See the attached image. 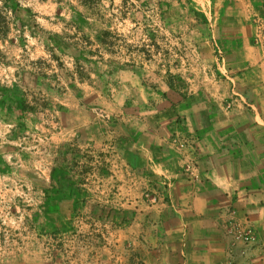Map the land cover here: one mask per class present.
Segmentation results:
<instances>
[{
  "label": "rangeland",
  "instance_id": "rangeland-1",
  "mask_svg": "<svg viewBox=\"0 0 264 264\" xmlns=\"http://www.w3.org/2000/svg\"><path fill=\"white\" fill-rule=\"evenodd\" d=\"M235 30L264 52V0H0V264H146L129 226L171 190L126 193L172 159L137 135L178 101L247 105ZM248 249L264 264L263 232Z\"/></svg>",
  "mask_w": 264,
  "mask_h": 264
},
{
  "label": "crops",
  "instance_id": "crops-1",
  "mask_svg": "<svg viewBox=\"0 0 264 264\" xmlns=\"http://www.w3.org/2000/svg\"><path fill=\"white\" fill-rule=\"evenodd\" d=\"M235 32L220 42L224 48L246 45L248 60L239 63L247 73L248 90L241 96L247 105L226 109L207 100L186 108L187 101H178L175 109L159 110L157 123L154 118L137 135L145 155L172 159L173 169L166 165L170 170H154L174 176L171 204L161 214L129 226L146 244L140 253L146 264H251V242L237 239L229 228L232 211L236 221L252 225L255 240L264 233V52L250 37L240 42ZM177 114L185 117L186 127L172 122ZM178 129L198 139L197 179L178 172L167 146V137Z\"/></svg>",
  "mask_w": 264,
  "mask_h": 264
},
{
  "label": "built area",
  "instance_id": "built-area-1",
  "mask_svg": "<svg viewBox=\"0 0 264 264\" xmlns=\"http://www.w3.org/2000/svg\"><path fill=\"white\" fill-rule=\"evenodd\" d=\"M233 95L239 99L243 98L238 93ZM230 101L227 106L234 104L238 98ZM197 141L196 136L191 132H185L178 129L169 134L167 137V146L172 151L174 159L177 163L179 173L188 179H197L198 163H197ZM133 190L126 193L132 195L136 202L147 206L148 208H157L163 206L170 201V190L174 183V176L162 170H154L153 173L141 172L133 175ZM137 180V182H136ZM107 190L110 193L109 188ZM120 194V188L117 189ZM108 192L104 194V204H108ZM125 197V196H124ZM122 197V198H124ZM125 199V198H124ZM229 228L235 237L244 243H250L255 240V232L252 225L247 222H238L234 219V212H230Z\"/></svg>",
  "mask_w": 264,
  "mask_h": 264
},
{
  "label": "trees",
  "instance_id": "trees-1",
  "mask_svg": "<svg viewBox=\"0 0 264 264\" xmlns=\"http://www.w3.org/2000/svg\"><path fill=\"white\" fill-rule=\"evenodd\" d=\"M9 7H12L11 4H7ZM12 13H16V8H11Z\"/></svg>",
  "mask_w": 264,
  "mask_h": 264
}]
</instances>
